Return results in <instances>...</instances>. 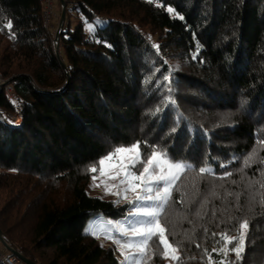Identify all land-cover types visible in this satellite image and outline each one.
Segmentation results:
<instances>
[{
    "label": "trees",
    "instance_id": "obj_1",
    "mask_svg": "<svg viewBox=\"0 0 264 264\" xmlns=\"http://www.w3.org/2000/svg\"><path fill=\"white\" fill-rule=\"evenodd\" d=\"M64 1L58 57L42 0H0V75L12 86L0 87V230L11 246L35 264H122L106 231L85 226L122 221L130 205L86 188L90 167L140 142L142 155L155 145L192 165L162 225L180 259L162 258L154 237L142 264H264V0ZM245 220L242 259L213 251Z\"/></svg>",
    "mask_w": 264,
    "mask_h": 264
},
{
    "label": "snow or ice",
    "instance_id": "obj_2",
    "mask_svg": "<svg viewBox=\"0 0 264 264\" xmlns=\"http://www.w3.org/2000/svg\"><path fill=\"white\" fill-rule=\"evenodd\" d=\"M168 11L172 12L173 10L168 8ZM8 27L10 28L11 24ZM154 47L159 48L158 45ZM171 103H175V101L173 100ZM152 148L151 153L145 152L142 155L140 142L132 146L116 147L98 162L101 176L105 175V165L117 167L119 169L117 175L123 174L120 184L127 185L124 192L130 191L135 194V200L129 201L132 207L127 210L129 216L125 218L126 225H113L118 234L125 239L117 240L111 237L110 234L105 233V238H111L114 243L119 245L121 255L124 256L123 264H142L145 259L146 248L153 237H157L158 246H163L162 258L167 259L171 255L174 261L180 259L179 256L174 254L178 249L167 241L165 229L160 228L159 217L171 200L172 189L176 186L180 174L189 170L192 165L175 161L166 152L157 151L155 145ZM251 160L252 156L249 155L248 159L244 160L245 166H250L249 161ZM261 162L264 163V158L261 159ZM138 165H140L139 168ZM221 167H224V165H221ZM89 171L95 173L97 166L90 167ZM211 172L210 168H199L200 174H211ZM231 175V172H226L220 178L223 179ZM109 178L116 179V176H109ZM92 179L95 183L97 177L93 176ZM96 186L99 187V185ZM261 187H264V184ZM105 192L109 194L110 189L106 187ZM123 198L127 199V195ZM177 202L182 203V201ZM262 203H264V200H262ZM196 215L199 216L200 213L197 211ZM247 227L246 220L239 223L237 229L239 232L238 239L230 237L227 233L220 234L217 243L221 244V247L219 249L214 248L213 251L223 252L225 257L230 251L235 253L237 261L242 259L241 252L244 250V233ZM154 228L159 230L158 233L154 231ZM129 233H131V236H129ZM215 235L216 233H213V236ZM233 244L235 246L228 247ZM170 248L172 253L168 251ZM125 249L132 251L134 254L125 255ZM208 261L209 264H212L210 255ZM220 264H225V261H220Z\"/></svg>",
    "mask_w": 264,
    "mask_h": 264
},
{
    "label": "rangeland",
    "instance_id": "obj_3",
    "mask_svg": "<svg viewBox=\"0 0 264 264\" xmlns=\"http://www.w3.org/2000/svg\"><path fill=\"white\" fill-rule=\"evenodd\" d=\"M59 12L60 11H59L58 0H55L54 18H53L52 22L49 23V26H48L50 28V30L52 31L53 34H55L54 28H53V23L56 22L58 24V21L59 22L61 21L60 20ZM61 14H62V9H61ZM59 27H60V24H59ZM55 38H56V36L54 37V39ZM0 81H2L1 83H3V81H4L6 83L5 85H7V81H5L1 75H0ZM9 120L12 121V122H17L16 121L17 119H15L14 117L10 118ZM137 167L139 168L140 165H138ZM118 171H119V169L117 167L110 166V165H105L104 166L105 175L101 176L100 175V167H99V164H98L97 165V171L95 173L91 172L92 174H91V176H89V182H88L87 188H86L87 193L90 196L99 197V198H101L103 200H106V201H112V202H115L116 204H119V205L129 204L130 205V208H131L132 207V204H130L129 201L130 200H135V194L132 193V192H130V191L127 192V193L124 192V189L127 187V185L120 184V180L123 179V174L121 173V174L117 175ZM181 175H182V173L180 174V178L176 181V185L180 182ZM93 176H96L97 177L95 183L93 182V179H92ZM109 176H116V179H110ZM183 180L180 183L184 182ZM184 184H186V183H184ZM184 184L182 185L181 188L184 187ZM96 185H99V187H97ZM106 187H108L110 189V193L109 194H106V192H105V188ZM125 195H127V199H124L123 198ZM169 209H170V207H169V204H168L165 207V210L162 212V214L159 217V220H160V228H163L162 225L170 217ZM113 225H126V220L124 219L122 221H116L114 219L106 218V217L101 216V215L100 216H97V217H93V218H91L87 222V224L85 226V232L92 233V234H96L99 231L101 233H103V231H106V233L110 234L111 237H113V238H115L117 240H123V239H125L124 237H122V236H120L118 234L115 235V233H118V232L113 227ZM30 227H29V229H32ZM154 231L158 233L159 230L154 228ZM103 235H104V237L102 236L101 238L104 239L103 241H104L105 245H107V246L115 245V247L117 248V251L120 253L119 254V257L121 258V262L123 264V262H124V256L121 255V252L119 250V245L116 244V243H114L113 242V239H111V238H105V234H103ZM129 236H131V233H129ZM6 239H7V237H6ZM153 239H154V237H153ZM7 242L9 244V246L11 248H13L11 246L10 242L8 241V239H7ZM151 242L152 241H150V243ZM1 249L3 250V248H1ZM168 251H169V253H172V249L171 248L168 249ZM8 252H9V250H8ZM5 253H7V252H5ZM147 253H148V248H146V254H145V256L147 255ZM132 254H134L132 251L125 249V255H132ZM167 261L169 263L170 262H173V259L171 258V255L169 256V258H167Z\"/></svg>",
    "mask_w": 264,
    "mask_h": 264
},
{
    "label": "built area",
    "instance_id": "obj_4",
    "mask_svg": "<svg viewBox=\"0 0 264 264\" xmlns=\"http://www.w3.org/2000/svg\"><path fill=\"white\" fill-rule=\"evenodd\" d=\"M42 3L44 9V20L46 25L49 26V23H51L54 18L55 0H42ZM54 43L56 46L55 41ZM1 82L2 81H0V87L6 84L4 81L3 83ZM6 91L10 94L12 92V86L8 85L6 87ZM1 248H3V250ZM10 249L11 247L9 246L6 237L3 235V238L0 239V262L3 264H23V262L18 257L11 253Z\"/></svg>",
    "mask_w": 264,
    "mask_h": 264
},
{
    "label": "water",
    "instance_id": "obj_5",
    "mask_svg": "<svg viewBox=\"0 0 264 264\" xmlns=\"http://www.w3.org/2000/svg\"><path fill=\"white\" fill-rule=\"evenodd\" d=\"M60 2H61V6H62V14H61L60 27H59V29L57 31L56 38H55V42H56V55L58 57H59V46H58V43H59V39H60V33H61L62 29H63L64 22H65V19H66L65 1L64 0H60ZM61 65L64 67L63 63H61ZM3 235H4L3 232L0 230V239L3 238ZM10 251H11V253L13 255H15L16 257H18L24 264H35L32 261H30L28 258H26L24 255H22L20 252H18L17 250L11 248Z\"/></svg>",
    "mask_w": 264,
    "mask_h": 264
},
{
    "label": "crops",
    "instance_id": "obj_6",
    "mask_svg": "<svg viewBox=\"0 0 264 264\" xmlns=\"http://www.w3.org/2000/svg\"><path fill=\"white\" fill-rule=\"evenodd\" d=\"M59 24L60 22L58 21V24L55 22L53 23V28H54V32H55V35L57 34V31H58V28H59ZM58 25V26H57ZM57 27V28H56Z\"/></svg>",
    "mask_w": 264,
    "mask_h": 264
}]
</instances>
